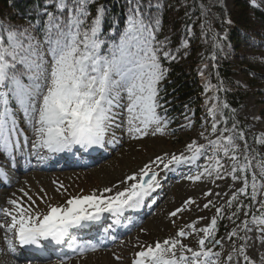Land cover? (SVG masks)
Instances as JSON below:
<instances>
[{"label": "snow or ice", "instance_id": "6c2138e0", "mask_svg": "<svg viewBox=\"0 0 264 264\" xmlns=\"http://www.w3.org/2000/svg\"><path fill=\"white\" fill-rule=\"evenodd\" d=\"M91 2L54 0L55 10L44 11L46 19L42 21V27L39 23H30L28 27L0 24V151L9 152L21 146L19 112L23 113L33 130L35 139L31 147L51 153L71 152L76 146L81 149L103 148L106 142L111 143L105 137L113 127L122 126L117 122L122 118L118 111L121 108L128 113L129 133L147 135V129L152 125L156 126L157 132L163 130L162 121H167L157 109L162 107L159 83L165 78L167 69L162 66L161 56L168 59L171 53L163 51L164 42L156 39L160 18H145L138 5L131 6L118 42L110 46L109 52L103 53L101 46L104 41L100 36L105 9L102 5L98 7L89 22L88 5ZM37 27H41L42 38L33 34ZM125 99L126 104L123 103ZM215 110L214 105L211 111L214 113ZM137 121L140 126H137ZM233 128H236L235 124ZM238 136L243 139L242 133ZM235 138L232 135L223 137L230 147L222 145L220 138L208 143L216 146L217 151L222 148L225 156L230 151L233 153L232 178L243 179L244 186L238 192L247 195L248 177H237L235 173L250 171V163L238 164L235 153L239 146L234 143ZM27 142L25 138L24 143ZM194 144L195 141L188 147L191 149ZM205 147L200 145L191 156L173 154L167 163H164V157L157 156L152 163L160 162L165 169L172 164L191 163L203 155ZM245 160L248 161L247 146ZM0 175H4L2 169ZM189 178L198 180L200 175ZM126 179L132 183L114 194L105 195L113 193V188L105 187L99 194L94 191L73 196L66 201V206L49 205L44 214L33 210L35 200L24 193L27 204L23 200L10 199L8 203L12 207L0 209L4 216L10 217V223H0V228L5 229L6 240L8 233H14L22 247L39 248L44 240L62 244L70 236L71 229L85 222L98 221L104 213L121 215L126 209L139 207L144 196L157 185V173L149 165ZM251 180V201L255 204L258 193L255 172ZM40 198L44 199L43 196ZM235 199L233 194L229 205ZM185 203L193 201L189 199ZM259 204L260 211L264 212V201H259ZM208 206L204 205L205 208ZM182 211V208H177L170 215L174 217ZM217 213L220 214L221 209H217ZM253 219L264 224V219L255 216ZM216 223L217 217H214L211 225L202 231L210 235ZM243 224L247 231H251L247 220ZM185 227L195 231L193 225ZM257 231L264 233V227H258ZM235 234L233 230L230 235ZM186 235L189 233L180 228L174 237L142 247L135 253L132 264H216L213 257L218 259L219 254L206 247L204 238L199 240V248L193 249L182 243L181 238ZM219 243V240L215 241V244ZM9 247L15 252L11 241ZM243 251L241 246L242 255ZM243 259L252 264L247 255H243Z\"/></svg>", "mask_w": 264, "mask_h": 264}, {"label": "rangeland", "instance_id": "374dc122", "mask_svg": "<svg viewBox=\"0 0 264 264\" xmlns=\"http://www.w3.org/2000/svg\"><path fill=\"white\" fill-rule=\"evenodd\" d=\"M217 1L227 9L232 8L233 0ZM254 4L264 9V0H254ZM6 25L28 27L30 24L8 22ZM33 34L42 38L41 31L36 28ZM223 37L227 38V35L223 34ZM103 41L101 49L103 53H107L111 50V45L104 48L108 42ZM222 47L224 50L227 49L224 43ZM235 78L247 87L245 98L236 112L235 129L233 125H229L231 118L225 116V108L222 107L224 104L218 103L216 96L211 98L205 96L208 101L203 109V118L196 117L195 113L185 106L171 117L165 113V110L163 111L164 104L161 105L157 112L167 123L162 121L163 130L159 132L155 131V125L150 126L147 135L128 132V113L121 108L118 111L122 113V118H118L117 122L122 123V126L113 127L105 137V140H111V143L106 142L103 148L95 146L98 152L94 153L96 161H91L92 164L88 160L91 159L90 157L83 156L85 152H90V148L76 149L79 151L77 157L69 160L67 158L65 162L62 159L57 160L59 157L51 158V152L47 150H34L31 147V142L35 139L33 130L25 121L23 113L19 112L18 127L22 130L21 146L9 152L0 151V169L4 173L0 175V194L9 191L4 197L8 201L17 199L27 204V197L24 195L27 193L36 202L33 210L44 214L48 211L49 205L66 206V201L73 196L87 195L94 191L99 194L105 187L113 188V193L105 195L114 194L117 188L123 190L132 183L126 179L128 176L139 173L141 168L149 165L151 170L157 173V185L140 203V205L145 204V211L135 213L134 209H126L121 215L104 213L99 220H104V233L101 237H106L105 240L100 236L98 241L85 240L80 234L75 235L70 232L73 235L67 239L66 251L62 254L56 253L54 257L64 259L65 254L71 257L69 259L71 261H60V264H132L135 253L142 247L174 237L180 228H184L189 233L181 238L182 243L193 249H198L199 240L204 238L206 247L219 254L218 259L213 257L216 264H248L244 261L243 255H247L252 264H264V233L257 231V228L264 227V224H258L253 219L254 216L257 219H264V212L260 211L259 204V201H264V182H258V179L264 180V86L253 88L248 86L242 75H237ZM160 85L161 81L159 87ZM123 103H127L126 99ZM214 105L216 110L213 113L211 110ZM206 122H209L210 126H207ZM136 123L140 126L139 121ZM213 124L216 126L215 131ZM238 133H242L243 139L239 138ZM229 135L236 137L234 143L239 146L235 153L238 164L250 163L251 168L250 171H237L235 175L248 177L247 172L251 176L255 172L257 176L258 193L255 204L251 201L252 181L248 182L247 195L238 192V189L244 186V181L232 178L233 153L230 151L229 155L225 156L222 148L217 151L216 146L208 143L210 140L215 141L220 138L222 145L230 147L228 141L223 139ZM25 138L27 143H24ZM193 141L195 144L190 149L188 145ZM200 145L206 146L202 150L203 155L198 156L191 163L172 164L168 169H165L160 162L152 163L157 156L164 157V163H167L173 154L191 156ZM246 146L248 161L245 160ZM165 153L168 156H165ZM67 161L70 162L69 165H66ZM196 175H200V179L189 178ZM9 180H14L15 184L2 187L3 183ZM121 181L126 183L121 186ZM233 194L236 195V199L229 205L228 202L233 199ZM41 196L44 197L43 200ZM4 198H0V209L11 208L12 206ZM189 199L193 203L186 204L185 201ZM205 204L209 206L205 208ZM250 204L251 207H245ZM177 208H182L183 211L174 217L171 216L170 213ZM217 209H221L220 214L217 213ZM0 217L2 223H10V217L4 216L2 211ZM123 217L124 223H121ZM214 217H217V220L224 219L226 222L225 225L217 222L215 226V228L218 226V229L226 228L219 239V244L214 242V230L210 235L202 231L211 225ZM246 220L247 227L251 231L244 228L243 222ZM186 225H193L195 231L185 227ZM74 230L75 228L70 231ZM233 230L236 234L230 235ZM5 235L3 229L0 232V241L12 256L15 262L13 264H53L48 260H38L40 263L20 261L14 256L15 252L9 249V241L15 246V234L8 233L7 240ZM117 240L118 243L110 246L105 245L104 242H117ZM79 245L82 246L77 252ZM241 246L244 250L243 255L240 253ZM93 248L94 252L91 250ZM49 259L52 260V257ZM3 262L0 258V264Z\"/></svg>", "mask_w": 264, "mask_h": 264}, {"label": "trees", "instance_id": "16d2710c", "mask_svg": "<svg viewBox=\"0 0 264 264\" xmlns=\"http://www.w3.org/2000/svg\"><path fill=\"white\" fill-rule=\"evenodd\" d=\"M101 5L105 14L100 37L108 42L104 48L118 42L131 6L138 5L145 18H160L156 39L164 42L163 51L171 57L161 56L167 73L159 87V103L171 117L185 106L203 118L205 96H216L218 103L227 105L225 116L233 125L247 91L235 77L242 75L253 88L264 86V9L254 0H233L231 9L217 0H131V4L130 0H92L89 22ZM45 10H55L54 0H0V24L25 22L42 27ZM217 222L226 224L221 218ZM225 230L214 229V242Z\"/></svg>", "mask_w": 264, "mask_h": 264}, {"label": "bare ground", "instance_id": "6f19581e", "mask_svg": "<svg viewBox=\"0 0 264 264\" xmlns=\"http://www.w3.org/2000/svg\"><path fill=\"white\" fill-rule=\"evenodd\" d=\"M78 149H80L78 146H76ZM96 151H94V150H92V152L90 153V155L91 156H95V153ZM93 161H96V159H94ZM92 161V162H93ZM94 163H96V162H94ZM158 163V162H157ZM125 183H126V181H124ZM15 184V181L14 180H12V181H8V182H5V183H3V186L2 187H6V186H11V185H14ZM123 184H121V186H122ZM117 190H119V188H117ZM116 191V190H115ZM8 192L9 191H6V192H3L2 194H0V198H4L5 197V195H7L8 194ZM4 199H6V198H4ZM6 202L8 203V200L6 199ZM145 210V209H144ZM143 210V211H144ZM1 218V217H0ZM123 222H121V223H124V219L122 220ZM3 221H1L0 220V223H2ZM97 222H85V223H83V225L82 226H80V227H83V229L84 230H86V228L84 227V226H93L95 229H94V231H97L96 233L95 232H92V234L90 235V234H87V235H85V238H91V236H96V235H102L103 233H104V229L101 227V226H99V225H97L96 224ZM78 227H76L75 228V230L74 231H70L71 233H74V232H77L78 231ZM3 230V228H0V232ZM112 230V229H111ZM88 231V230H87ZM113 231V230H112ZM86 233V232H85ZM2 235V234H1ZM3 236V235H2ZM66 240V239H65ZM2 241H4V240H2ZM47 240H45V242H46ZM15 244L17 243V238H16V236H15ZM116 243H118V240H117V242H111V243H109V245L108 246H110V245H114V244H116ZM2 244H4V243H2ZM1 244V241H0V258L1 259H3V263L2 264H13V262H14V260H13V258H12V256L11 255H9V253L6 251V247L4 246V245H2ZM12 246H14V245H12ZM93 246H94V243H93ZM15 247V249H17L18 247H16V246H14ZM10 249V248H9ZM92 250V252H94V248L93 249H91ZM94 254V253H93ZM80 255V254H79ZM114 255H116V254H114ZM64 259H59V258H57V257H54L52 260H48L49 262H53V264H60L59 262L60 261H68V262H70L71 260H69L71 257L70 256H68V255H65L64 257H63ZM38 260H43V261H45L44 259H40V258H38V257H35V256H29L28 258H26V259H24V260H20V261H22V262H38ZM74 261V260H73ZM15 263V262H14ZM38 263H40V262H38ZM41 263H43V262H41ZM46 263V262H45ZM124 263V262H123ZM18 264V263H17ZM32 264V263H31ZM52 264V263H51Z\"/></svg>", "mask_w": 264, "mask_h": 264}, {"label": "water", "instance_id": "95a60500", "mask_svg": "<svg viewBox=\"0 0 264 264\" xmlns=\"http://www.w3.org/2000/svg\"><path fill=\"white\" fill-rule=\"evenodd\" d=\"M147 179V178H146Z\"/></svg>", "mask_w": 264, "mask_h": 264}]
</instances>
